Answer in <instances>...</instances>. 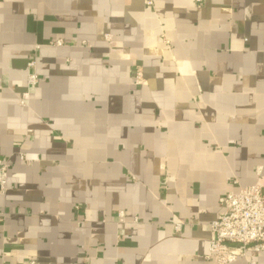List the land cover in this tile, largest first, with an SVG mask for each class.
<instances>
[{"label": "crops", "instance_id": "obj_1", "mask_svg": "<svg viewBox=\"0 0 264 264\" xmlns=\"http://www.w3.org/2000/svg\"><path fill=\"white\" fill-rule=\"evenodd\" d=\"M0 161V264H214L264 183V0H0Z\"/></svg>", "mask_w": 264, "mask_h": 264}, {"label": "built area", "instance_id": "obj_2", "mask_svg": "<svg viewBox=\"0 0 264 264\" xmlns=\"http://www.w3.org/2000/svg\"><path fill=\"white\" fill-rule=\"evenodd\" d=\"M197 6L203 0H194ZM150 4V2H147ZM59 46L60 41L53 43ZM27 89L39 84V77L34 72L35 62H27ZM134 85L143 83V73L140 66L135 67ZM28 92L20 97L23 105L28 99ZM261 167L256 168L258 181L249 186L242 187L237 192H230L219 198L220 212L210 223V230L214 237L208 243V253L205 259L212 260L214 264H233L243 259L251 261L257 254L264 253V183H261ZM7 185V164L0 161V194H3ZM119 216H123L120 212ZM1 221V219H0ZM183 223L174 224V229L181 230ZM20 264H36L32 259L22 261Z\"/></svg>", "mask_w": 264, "mask_h": 264}]
</instances>
